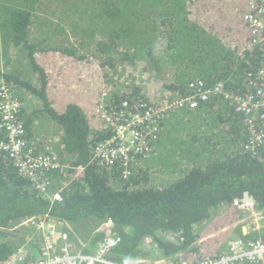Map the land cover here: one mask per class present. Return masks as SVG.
<instances>
[{
  "label": "trees",
  "instance_id": "obj_1",
  "mask_svg": "<svg viewBox=\"0 0 264 264\" xmlns=\"http://www.w3.org/2000/svg\"><path fill=\"white\" fill-rule=\"evenodd\" d=\"M248 2L0 0V78L37 101L17 113L28 148L63 165L41 177L49 182L42 193L0 151V264L20 249V264L42 258L43 243L20 224L44 216L76 241L72 253L90 255L113 233L118 245L104 257L118 263L200 264L223 255L232 238H264L243 235L239 223L245 192L253 212L264 210V143H250L264 135L263 121L247 124L233 101L166 110L152 163L174 176L165 186L148 184L140 157L127 180L118 165L91 161L92 148L111 136L96 114L105 88L114 89L111 109L123 101L149 108L185 97L191 82L233 96L263 82L264 43L251 41Z\"/></svg>",
  "mask_w": 264,
  "mask_h": 264
},
{
  "label": "built area",
  "instance_id": "obj_2",
  "mask_svg": "<svg viewBox=\"0 0 264 264\" xmlns=\"http://www.w3.org/2000/svg\"><path fill=\"white\" fill-rule=\"evenodd\" d=\"M248 11L244 14V20L249 26V34L253 44L264 43V0H249ZM262 70L258 78L263 80L261 84H255L251 93L247 96H233L221 90L220 86L210 88L203 81L191 82L187 86V95L177 98L168 105L156 104L153 107L145 108L139 103L123 101L121 110L112 113L107 105L110 95L109 90H104L101 96L100 108L96 111L100 121L110 124V115H115L117 124L112 128V136L105 143L97 145L92 150V158L95 163L108 169L112 162L122 159L124 171L127 174V167L130 163L126 150L128 142L121 140L119 136H125L128 131L134 128V138L138 142L137 155L141 159L147 158L155 150V141L159 135L160 121L168 108L177 106L192 107L196 102H209L213 97H222L233 101L238 113L245 118L247 124H251L254 117L259 115L263 121L264 129V59ZM23 108V102L16 96L13 87L0 78V132L4 139L0 140V151L5 152L16 168L18 175L29 177L36 183L37 188L46 192L49 182L43 181V175L54 170L63 169L59 159L51 154L35 155L28 148L25 139L26 131L23 124L18 120L17 113ZM155 141V142H154ZM261 141L264 143V135L252 134L250 143ZM42 181V182H41ZM56 200H60L55 195ZM252 208V204L243 207ZM253 212V211H252ZM20 226L30 228L33 232L31 240L40 241L42 244V258L28 264H168L166 260L156 258L152 263L145 259H134L129 263L112 262L106 259L105 254L118 245L119 239L113 233L108 232L106 238L99 244L95 255L84 256L72 253L68 247L65 232L60 231L61 224L48 216L42 218H28L23 220ZM61 239L62 256H58L54 247ZM18 254V257H16ZM16 254L11 264H20L22 250ZM264 264V238L243 242L241 239L232 238L227 244L226 252L217 259H207L200 264ZM180 264H186L181 262Z\"/></svg>",
  "mask_w": 264,
  "mask_h": 264
},
{
  "label": "crops",
  "instance_id": "obj_3",
  "mask_svg": "<svg viewBox=\"0 0 264 264\" xmlns=\"http://www.w3.org/2000/svg\"><path fill=\"white\" fill-rule=\"evenodd\" d=\"M17 94L23 101L24 109H29L30 107H32L34 103L35 105H37V101L35 100V98L29 95L27 92L20 90V91H17ZM25 97H28L29 102H27ZM57 133L59 135V132ZM58 137H57V146H59ZM240 224H241V231L243 235L249 234L251 232H255L259 237L263 236L264 235V210L261 212H252V208L245 209L244 216L242 218V223ZM67 235H68V238L70 239L69 234ZM77 241L79 242V240ZM55 246H56V249H55L56 253H59L60 248L62 247L61 241L59 240Z\"/></svg>",
  "mask_w": 264,
  "mask_h": 264
},
{
  "label": "bare ground",
  "instance_id": "obj_4",
  "mask_svg": "<svg viewBox=\"0 0 264 264\" xmlns=\"http://www.w3.org/2000/svg\"><path fill=\"white\" fill-rule=\"evenodd\" d=\"M188 86V85H187ZM213 98H215V97H213ZM121 103L122 102H120V105L118 106V107H115L114 109H111V112L112 113H115V112H119L120 110H121ZM158 104H159V102H158ZM101 105V104H100ZM100 105H98V107L96 108V111L98 110V108H100ZM108 107H110V106H108ZM110 124L108 125V127L110 128V132H111V135H112V132H113V127L117 124V121L115 120V115L114 114H111L110 115ZM134 128H132V129H130L129 131H128V133L125 135V136H119V138L121 139V140H125V141H127L128 142V145H127V150H126V153H127V155H128V157L130 158V163H129V165H128V167H127V174H123V171H124V167H123V162L121 161L122 159H117V160H115V161H113L112 162V164H111V166L110 167H112V166H115V165H118L119 167H120V171H121V178L123 179V180H127L128 178H129V176H130V165H131V163L133 162V160H135L136 158H138L139 156H136L138 153H137V148H138V142L135 140V138H134V135H133V133H134ZM91 161H92V163H94V164H96L95 163V161L93 160V158H91ZM97 165V164H96ZM109 167V168H110ZM108 168V169H109ZM60 241H61V239H59ZM66 240H67V246L69 247V246H71L70 244H69V238L66 236ZM63 245H65V244H62V246ZM54 249H56V246L54 247ZM62 247L60 248V251H59V253H57V255L58 256H62L63 254H62ZM70 249H71V247H70ZM97 249H98V247L95 249V251H94V253H92V254H90V255H95L96 254V252H97ZM78 254H80L79 252L78 253H76L75 254V256L74 257H78ZM80 255H84V256H90V255H86V254H80Z\"/></svg>",
  "mask_w": 264,
  "mask_h": 264
},
{
  "label": "rangeland",
  "instance_id": "obj_5",
  "mask_svg": "<svg viewBox=\"0 0 264 264\" xmlns=\"http://www.w3.org/2000/svg\"><path fill=\"white\" fill-rule=\"evenodd\" d=\"M159 46L162 47L161 44H159ZM152 48H153L152 51L154 53L158 54V52L155 51L156 50V46H153ZM107 71H108V69H107ZM149 80H152V82L156 81V80H153V79H149ZM107 89H112V88L110 87V88H107ZM154 92H157L159 95H163L164 94L163 91H154ZM25 99L27 100V102H29L28 97H25ZM61 137H62V133L59 132V137H58L59 142H61ZM160 137H161L160 135H157V139L155 140L157 142L155 143V147H154L155 150L153 149L152 153L150 154V157H149L150 159L149 160L147 159L146 161H143V164L145 165V167L149 168L148 173H147L148 184L150 186H153V187L165 186V185H167L169 182H171L174 179L173 175H169L167 173H162L159 168H155V167L152 166V163H154V161L155 162L157 161L158 152L160 151V147L157 144L159 142ZM243 211H245V209ZM239 223H242V220H240ZM66 227H68V226H66ZM68 242H69V244L71 246L75 247V242L76 241L74 242L70 238Z\"/></svg>",
  "mask_w": 264,
  "mask_h": 264
},
{
  "label": "clouds",
  "instance_id": "obj_6",
  "mask_svg": "<svg viewBox=\"0 0 264 264\" xmlns=\"http://www.w3.org/2000/svg\"><path fill=\"white\" fill-rule=\"evenodd\" d=\"M105 90H109L110 91V93H109V95L111 96V94L114 92V89H105ZM16 96L17 97H19L17 94H16ZM20 98V97H19ZM21 99V98H20ZM109 99H110V97H109ZM109 99H107V100H109ZM176 100V99H175ZM21 101H22V99H21ZM174 101V100H173ZM23 102V101H22ZM129 102V101H128ZM158 104V103H157ZM107 105H110L109 104V102L107 103ZM24 109V108H23ZM97 114V113H96ZM167 115V113L165 112L164 113V116H163V118L161 119V121H160V124L162 123V121H163V119L165 118V116ZM97 118H98V122L103 126V127H107V125L106 124H103L101 121H100V119H99V117H98V115H97ZM161 127V126H160ZM112 136V135H111ZM111 136L107 139V140H105V141H102V142H100V143H98L97 145H99V144H101V143H105L106 141H108L110 138H111ZM97 145H95L93 148H92V150L97 146ZM92 150H91V153H92ZM91 156H92V154H91ZM149 157L150 156H148L147 158H144L143 160L144 161H146L147 159H149ZM57 158V157H56ZM60 161V160H59ZM61 200V199H60ZM59 200V201H60ZM253 206V205H252Z\"/></svg>",
  "mask_w": 264,
  "mask_h": 264
},
{
  "label": "water",
  "instance_id": "obj_7",
  "mask_svg": "<svg viewBox=\"0 0 264 264\" xmlns=\"http://www.w3.org/2000/svg\"><path fill=\"white\" fill-rule=\"evenodd\" d=\"M62 204H64L63 201H61ZM254 201L253 198L249 196L248 192L244 193V199H243V205L246 207L247 205L252 204L253 205Z\"/></svg>",
  "mask_w": 264,
  "mask_h": 264
}]
</instances>
